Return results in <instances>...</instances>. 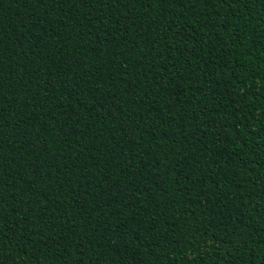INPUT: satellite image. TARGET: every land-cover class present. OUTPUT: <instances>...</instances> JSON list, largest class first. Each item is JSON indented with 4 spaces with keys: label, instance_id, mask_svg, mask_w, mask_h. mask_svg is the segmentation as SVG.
<instances>
[{
    "label": "trees",
    "instance_id": "obj_1",
    "mask_svg": "<svg viewBox=\"0 0 264 264\" xmlns=\"http://www.w3.org/2000/svg\"><path fill=\"white\" fill-rule=\"evenodd\" d=\"M0 264H264V0H0Z\"/></svg>",
    "mask_w": 264,
    "mask_h": 264
}]
</instances>
